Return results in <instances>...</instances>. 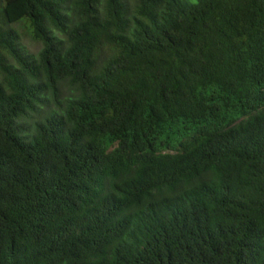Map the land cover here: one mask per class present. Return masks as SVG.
I'll return each mask as SVG.
<instances>
[{"label":"trees","instance_id":"trees-1","mask_svg":"<svg viewBox=\"0 0 264 264\" xmlns=\"http://www.w3.org/2000/svg\"><path fill=\"white\" fill-rule=\"evenodd\" d=\"M0 264H264V0H0Z\"/></svg>","mask_w":264,"mask_h":264},{"label":"rangeland","instance_id":"rangeland-1","mask_svg":"<svg viewBox=\"0 0 264 264\" xmlns=\"http://www.w3.org/2000/svg\"><path fill=\"white\" fill-rule=\"evenodd\" d=\"M17 29L20 31L22 35V43L26 47L28 51L31 53H38V51L42 48V44L35 41L28 32L25 23L16 25Z\"/></svg>","mask_w":264,"mask_h":264}]
</instances>
